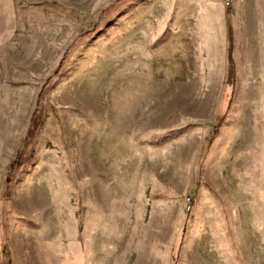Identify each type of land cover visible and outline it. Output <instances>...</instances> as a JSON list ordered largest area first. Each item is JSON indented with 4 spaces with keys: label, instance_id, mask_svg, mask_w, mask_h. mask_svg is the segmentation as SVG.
<instances>
[{
    "label": "rangeland",
    "instance_id": "374dc122",
    "mask_svg": "<svg viewBox=\"0 0 264 264\" xmlns=\"http://www.w3.org/2000/svg\"><path fill=\"white\" fill-rule=\"evenodd\" d=\"M0 264H264V0H0Z\"/></svg>",
    "mask_w": 264,
    "mask_h": 264
}]
</instances>
